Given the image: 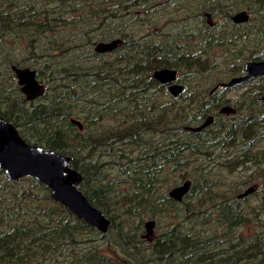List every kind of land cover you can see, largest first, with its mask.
Here are the masks:
<instances>
[{
	"label": "rangeland",
	"instance_id": "374dc122",
	"mask_svg": "<svg viewBox=\"0 0 264 264\" xmlns=\"http://www.w3.org/2000/svg\"><path fill=\"white\" fill-rule=\"evenodd\" d=\"M73 1L51 0V3H68V5H71ZM196 1L128 0L129 4L138 2L143 9L154 14V19L149 25L144 27V21H140L144 27L143 33H145L147 39H150L146 45L150 53L153 52L151 49L154 47V44H157L159 41L163 44L167 43L168 40L171 41L170 34H168V26L177 24L179 28L177 31L179 35L178 41L182 51L179 52L177 50L174 53H184L182 55L183 60L174 64L169 61L160 63L156 59H153L147 63V68L153 71L137 69L134 67L133 62L120 57L125 50L123 47H120L117 52H113L115 51L113 50L109 53H100L104 56L103 60L92 57L88 50L83 51L86 55L80 53L82 52L80 42H83V47L88 49L87 44H89L90 39L99 35L96 31L98 24L94 28L92 26L85 27L84 30L82 21H87L88 17L79 18L81 17V9L88 4L103 2L111 4L116 2L117 5L111 4V6H118V9L122 10L123 2L119 0H77V2L84 3L72 9L63 8L65 9L64 17L59 18L56 23L47 19V16L54 12L56 8L54 5H47V15L43 16L47 19V23L44 32L40 33L47 40L44 37L35 36L39 50L43 53L34 56L35 50L32 48L29 49L30 55L28 56H21L19 51H14L11 58L21 62L28 60V64L37 67L38 77L41 84L47 88L46 95L49 100H41L40 98L36 100L35 105H39V109L45 110L49 114H51L52 107L55 109L57 107L58 109L56 110H58L57 114H59V118L57 119L55 116L54 120L58 123V126H55V122H43L47 117H42L41 119L25 118L31 114L33 107L31 103L23 100L16 81L11 77V71L9 69L5 70L6 58L2 55V52L7 51L9 48L12 49L14 43L24 41L25 44H28L26 42L27 34L21 32L11 35L4 43L0 44V90L4 92L0 95V109L2 113L8 114L18 123L17 127L22 128L19 130L22 138L27 143H37V146L43 147L46 151H54L55 146L52 140L56 132V139L65 147V144L68 143L66 137L74 133L71 130L74 129L77 132L78 138L74 141L75 144L73 143L74 145L69 147L68 151H64V154L66 157H70L72 154L79 153L85 157L88 165L93 164L91 186L97 189L102 188V207L110 212L109 218L113 219V226L108 232L94 229L74 213L61 207L60 204H56L49 197L50 191H48L43 183H39L40 181L33 177H22L14 181L8 177L5 170L0 168V171H4L3 176L0 177V181L5 179L6 183H13L17 188V192L12 196V200L19 207L12 213L10 211L0 215V264H82L84 260L74 263L75 252H78L82 257H84V254L93 256L95 252H99L102 248L104 250L101 253L106 254L107 258L100 254L97 261L98 264H119L118 259L114 257L119 253L118 258L122 257L127 264H223L222 257L226 255H232L235 264H264V188L262 187V185L264 186V103L262 102L259 105L252 100L247 101L251 103V110L259 119V123L256 124L251 133L257 139L258 149L254 148L251 141L247 142L246 147L243 148L237 142L236 145L228 143L227 147L223 148L222 151L217 147L212 149L210 146L219 144L218 142L227 134L228 130L227 127H224V123L213 121L209 126H214L206 134L194 136L204 142L212 140L208 144L199 146L196 149V153L199 154L195 156L192 147H188L187 145L190 140L186 139L190 136V133L186 132L184 128L178 131V134L176 132L180 121L187 116L193 117L197 111V108L190 105L188 101L189 94L185 95L187 87L191 89L193 95L211 94L214 92L213 88L218 78L226 76L229 70H235L236 75L233 79L243 74L241 63L236 62L234 56L230 53L232 51L234 53L238 45L235 42L229 41V36L225 33L231 30L223 29V22H225L223 15H214V20L218 24L217 32H223L224 34L221 47H216L214 42H211L208 47L200 48L205 43L201 37H199L197 42L195 38L192 41L186 39V36L189 35L187 30H189L190 23L193 21H187L190 8L200 10L205 5H211L215 9L222 8L228 10L232 5L231 0ZM96 19L99 20L100 17H96ZM114 19H116V16H114ZM180 19H184L186 20L185 23H188L185 28H180ZM110 22L113 25L116 23L113 18L110 19ZM196 26L198 27L197 23ZM137 28L141 29L140 27ZM55 30L58 32L59 43L57 42L56 45L51 43L50 45L49 42L56 38V34L51 35V32ZM201 31H203L202 28ZM75 35L78 36L76 37ZM69 46L74 48L73 52L70 53L71 51H68L67 54L64 53L65 48ZM176 46L178 47L177 44ZM144 48L140 50L142 56L145 53ZM204 48L205 51H203ZM78 54L82 60H78L76 57ZM191 54L196 55L200 60L204 58L208 59V63L204 60L196 65L185 62L187 59L195 58ZM241 55L238 54L235 57L240 59L242 58ZM138 57L140 56L138 55ZM70 61L74 62L77 68H82L78 73L71 74V76L85 74L87 77L83 82L88 80V83L85 82V85L90 86L89 93H91H82L85 97H81L79 100L80 103L86 102L83 106H80L76 102L73 94L68 93L64 89L67 83L68 87L74 85L75 88V83H73L75 80L63 79V77L58 75L60 68L65 67L64 63ZM143 61L148 62L149 60L148 58H144ZM7 62L9 67L15 64L10 60ZM104 62H108L104 68L106 76L107 74L123 75V85L117 81H112L113 84L111 81H101V83L111 86L109 97L112 96L113 90L119 89V87H121V90L124 88L126 91L135 90L139 86L141 88L144 87L145 81L142 82L140 79L144 78L146 74L151 77L154 74L151 72L159 71L162 67H169L166 70L175 71L177 74L174 83L185 87L184 92L180 95V100L178 103L173 104L176 101L172 98L168 99L166 92L158 88L159 92L155 95L156 104L164 108L159 111L156 110L148 118L149 127L155 128L165 121L175 120V117H178V121L168 124L173 131H169L166 135H163L159 131L161 129H155L152 133L148 132L139 136V138L126 137L123 133L127 129L132 132L135 127L139 125L143 126V124L136 123L135 120L137 119L133 115V118L118 116L116 111L106 108L103 93L92 89L94 81L90 78V75L101 70ZM60 65L61 67H59ZM180 65L187 68L182 67L177 70H171ZM127 69H130L129 78L133 80V83H126L128 80L126 76ZM187 69L192 74H195L190 77L189 83H184L181 80V75ZM140 70L141 72L139 73ZM143 72H145V75ZM79 79L80 77L76 80ZM228 83L229 81L224 82L222 87L225 88V93L228 94L229 100L232 103L238 102L241 97L240 95L250 85H255L256 87L257 84L261 85L262 83L264 89V79L261 77L234 86H228ZM8 90L15 91L16 95L12 97V95L7 93ZM77 90L82 91L80 82L77 84ZM87 94L89 95L88 98ZM124 96V93L117 92L115 99H119L118 102L121 103L122 100L120 99ZM214 96L217 100L220 93L216 94L215 92ZM203 100L204 98L199 99V101ZM48 103L52 107H47ZM127 106L132 110L134 109L133 105ZM137 111L139 115L145 116L142 111ZM211 111L213 113H210V116L221 118L219 110H216V106ZM103 112H106L104 114L106 117L105 120L101 119L102 122H100L97 118ZM167 113L170 114L166 116ZM222 119L225 124L234 126V123L230 124L229 118ZM120 120L123 122L122 126ZM168 125H165V127ZM155 131L159 132L154 133ZM103 133L109 137H117L118 142H120L119 137H122L121 135L123 134L121 144L124 154H128V156L126 160H121L122 162L139 164L146 152H150L148 155L152 154L155 157L149 160L151 162L139 166L141 170L138 174L121 175L120 170L116 171L117 167H119V165H116V158L120 155L117 150H114L111 156H102L100 151L97 152L92 147V145H96L97 139H100ZM169 137H171L170 140H176L178 144H181L178 147L175 146V148L183 150L178 153V167L164 166L161 173H157L162 167L160 161L155 162V159L161 155V152L157 150L165 148ZM214 137L215 139H213ZM249 144H252V146ZM56 145L58 147L57 140ZM31 146L35 147L34 145ZM136 148L140 149L135 150ZM173 149L168 148V150ZM211 150H214L213 156L209 155L208 157L207 153L211 152ZM250 151L251 154L259 153L256 157L257 161L249 159L247 163H242L239 167L232 164L228 167L225 166V159L227 158L225 155L234 159V162H239L242 161V158L237 160V157ZM180 154H182L181 157L179 156ZM169 155L171 156L167 159L177 158L172 154ZM196 157L201 158V160H196ZM208 158L212 161H206ZM98 161H100L99 164L97 163ZM199 163H210V166L205 173L201 174L198 180L193 175L190 166ZM116 175H118L116 178L117 184L109 190L103 181V176L109 179L116 177ZM22 180L26 181L25 186L21 185ZM185 180L193 181V185L189 191L181 200L171 198L170 193L173 191V188L178 187ZM215 187L216 189L219 187V190L226 193L229 205L232 208L225 204L218 210L217 208H213V205H215L213 201L216 199ZM250 187L255 188L256 191L248 196L247 200L242 199L238 201L235 199L234 194L236 191L246 190ZM201 191L202 193L205 192V194L208 193L206 199H200L199 192ZM142 197H144L143 201H141ZM119 199L129 201L131 208L119 211L116 207ZM157 203H163L159 209H156ZM22 205L28 206L26 213ZM183 206V213L176 212L182 209ZM2 208L9 207L4 206ZM141 208L149 210L142 218H148L150 222L155 224L149 240L146 239L148 223L146 224L147 221L140 218ZM233 208H236L234 212L228 214V211ZM28 219H36L37 224L27 221ZM55 224L60 227H54ZM184 234L189 237V241H186L185 244L190 248L191 253H186L185 250L182 251L181 242L184 239ZM172 235L177 236V238L170 239ZM95 237L96 239H94ZM162 237L161 242L166 241L169 245L160 248L158 251L159 248L156 243ZM257 239L258 243L255 241ZM34 240L37 244L32 249V252L29 253L28 248L30 246L28 245L35 242ZM242 240L248 241L243 245L241 243ZM178 250L181 252L177 253ZM108 255L113 256L115 261L111 260ZM206 255H208V258H206Z\"/></svg>",
	"mask_w": 264,
	"mask_h": 264
},
{
	"label": "trees",
	"instance_id": "16d2710c",
	"mask_svg": "<svg viewBox=\"0 0 264 264\" xmlns=\"http://www.w3.org/2000/svg\"><path fill=\"white\" fill-rule=\"evenodd\" d=\"M119 1L124 3L121 7L122 10L118 9V6H115V5H117L116 2L111 3V4H115L113 6H111V4H109V3H104V2L99 3V4H88V5H85L81 9L82 11L80 10L81 11V13H80L81 17H79V18H84V17L89 18V20L87 18V21H82V26L84 27V30H85V27H91L92 26V28H94L98 24V29H96V31L99 34L96 37H93L90 39L89 44H87L88 49L83 47V45H82L83 42H80L79 44L82 48V52H80V53H83V55H86V53L83 51L88 50V51H90V54L92 57L100 58V60H103L104 56L102 54H100L99 52H97V50H96L98 45L100 43H107V42H111L113 40L119 39V40L123 41L122 45H123V48L125 49L123 54L120 55V57H124L127 61L130 60L131 62H133L134 67H136L137 69L150 70L149 68H147V63H149L153 59H156L160 63H162L163 61H169V62L174 63V64L181 62L183 60L182 55H184V53H182V54H175L174 53L177 50L179 52L182 51V48L179 47V45H180V43L178 41L179 35L177 33L179 28L177 27V24H172V25L167 27L168 28V34H170L171 41L168 40V42L165 44H163L161 41H159L157 44H154V47L151 49V51H153V52L150 53V51H148L149 48L146 47V45L149 43L150 39L146 38L147 36L145 35V33H143V29L146 25H149L153 21L154 14L151 12H148V10H146V9H143L142 6L138 2H133V3L129 4L128 0H119ZM194 1H196V0H194ZM217 1H219V0H217ZM0 2H1V4H0V44L4 43L7 40V38L11 35L19 34L21 32H24L25 34H27L26 42L28 44H25L24 41L21 43H14L12 49L9 48L7 51L2 52V55L6 58V60H5V66H6L5 68L6 69L5 70L9 69L10 71L12 70L13 66H17L19 68H30L32 70L37 71V69H36L37 67L34 65L28 64V60L21 62V61L14 59V58H11V56L13 55L12 53L14 51H19L21 56H24V55L28 56V55H30L29 49L33 48L35 50L34 56L41 55L43 52L41 50H39V45L37 43V38H35V36L44 37L40 33L44 32V29H45L46 23H47V19L54 21L56 23L59 18L64 17L65 9H63V8L72 9V8H76V6H78L79 4L84 3V2H77V0H74L72 2L73 4H71V5H68V3L67 4H65V3H63V4L62 3H51V0H0ZM231 3H232V5L230 6V8L228 10H225L222 8L215 9L211 5H205L203 7V10L207 14L212 15V16H214V15H217V16L223 15L224 16L225 22H223V29L226 28V29L231 30V31H227L225 33L228 34L229 41L235 42L238 45V48L236 50H234V53H233V51L230 53L234 57L238 54H242L241 55L242 58L240 60L241 64H243L244 61H248V60L257 61V60L264 59V0H239V1L238 0H231ZM47 5H49V6L54 5L56 9L49 16H47V19H46L43 16L47 15ZM215 5H217V3H215ZM224 5H226V4H224ZM193 9H195V8L189 9V16L187 17V21H189V22L191 20H194L195 18H197V15H198L197 13H194L192 11ZM240 12L249 13L250 16L252 17V19L255 21V24L258 26L254 27L250 30L245 29L244 31H241L239 29V27L235 26L236 24L233 21V17ZM114 16H116V19H114ZM96 17H100V19L98 20V19H96ZM112 18L114 21H116V23L114 25L110 22V19H112ZM141 20L144 21V27L140 23ZM185 21L186 20H184V19H180V22H179L180 28H185L187 26L188 23H185ZM195 26H196V23L194 21H192L190 23L189 30H187L189 35L186 36V39L188 41H192L195 38V40L197 42L199 37H201L203 39V41H205V43L203 45H201L200 48L201 47H208L211 42L212 43L214 42L216 47L222 46L221 45L222 39L224 37L223 32L219 33V34H222V36L220 38L216 37V34H218L217 31H215V32L207 31V32H203V33L197 35L195 33V30H194ZM137 27H140L141 29H138ZM236 31H241V32H236ZM37 34H39V35H37ZM54 34H56V38L49 42L50 45H51V43H53L55 45L57 44V42L59 43L58 32L56 30L54 32H51V35H54ZM75 36L77 37L78 35H75ZM51 37H55V36H51ZM45 40H47V39L45 38ZM176 44L178 45V47L176 46ZM168 46H173V47H168ZM142 48H144V51H145L143 56H142V52L140 51V50H142ZM73 49H74L73 47L69 46V47L65 48L64 53L67 54L68 51H71L70 53H72ZM203 51H205V48ZM132 55H134V56H132ZM138 55L141 58L138 57ZM191 55H193L197 59L189 57L190 59H187L185 62L193 63L194 65H196V64H199L200 62H203V60H204L206 63H208V61H207L208 59L202 58L203 60H200L196 55H194V54H191ZM76 57L78 58V60L79 59L82 60V58L79 54ZM144 58H148L149 61L148 62L143 61ZM8 60L12 61L15 64H13L11 67H9L8 62H7ZM107 63L108 62H104L103 66H101L102 67L101 70L96 71V72L93 71L95 73L90 75V78L94 81V83L92 84V89L96 90V91H100L103 93L104 97L106 98L105 99V107L106 108L112 109L113 111H116V114L118 113V116H123L126 118H133L132 117V115H133L137 119V120H135L136 123H142L143 124V126L139 125L138 127H135L132 132H130L127 129L123 134L129 138H139V136H141L143 134H147L148 132L152 133L155 129H161L159 131H161L163 133V135H166L167 132H169V131H173V130H171L170 125H168V124L175 123L176 121H178V117H175V120L171 119L169 121H165L161 125H159L155 128L149 127L148 118L151 115H153L156 110L159 111L160 109L164 108L163 106H157V104H156L155 95L159 92V89L166 92V97L168 99L172 98L174 101H176V102H173V104L178 103V101L180 99L173 98L172 95L167 91V87L162 85L161 83H159L157 80H155L153 78V74L151 77H149L148 74L145 75L146 71L143 72L145 77L140 79L142 82L145 81L144 87L141 88L139 86L135 90L133 89L131 91H126V90H124V88L121 90V87H119V89L113 90L111 97H107V95H110L111 86L101 83L102 80H107L108 82L111 81V83H112V81H117L121 85H123V79H122L123 75L120 76V75H108L107 74V76H106V73H104V68H105V65ZM64 64H65L66 68L61 67V65H60L59 67H61V68H60L58 75H60V77H63V79H68L70 81L75 80V81H73V83H75V88H74V85H70L68 87V83H67L64 86V89H66V91L68 93L73 94L76 102H78V104L80 106H83V105H85L86 102L85 103L79 102L81 97H85V95L82 93L86 94V93H89V91H90L89 90L90 86L85 85L86 83H88V80L85 81L86 83L83 82V80L87 76L85 74H82V75L77 74V75L71 76V74L78 73L80 70H82V68L81 67L77 68L76 64L74 62L72 63V61L66 62ZM182 67L187 68L186 66L180 65L177 68H172V69L177 70V69H180ZM161 69H169V67H162L159 70H161ZM141 70L139 71V73L141 72ZM150 71H153V70H150ZM68 73H70V74H68ZM129 73H130V69H127L126 76L128 77V80L126 81V83H133V80L131 78H129ZM151 73H153V72H151ZM194 74L195 73L192 74L187 69L184 73H182L181 80L184 83H189L190 77H192ZM235 75L236 74H235L234 69L229 70V72L227 73L226 76H224L223 78H218L217 83L214 86L213 90L219 84L224 83V82L230 80L231 78H234ZM78 77H80V79L76 80V79H78ZM79 82H80V85L82 87L81 92L77 90V84ZM262 86H263L262 83H261V85L257 84L256 87L254 86L251 89V91L248 94H246V96L243 97L245 103H247V101H249L251 99H255V103L259 104L258 97H260L264 92V89ZM117 92H122L125 94V96L120 99V100H122L121 103L118 102L119 99L118 100L115 99ZM216 93H219V92H216ZM8 94L12 95V97H14L16 95V92L11 91ZM186 94H189L188 101H189L190 105L197 108L196 109L197 111L193 117L187 116L186 118L184 117L180 121V124H178V127H177L178 129L176 130L177 134H178V131L182 130L186 126H190L191 128H197L199 126H202L205 123V121L209 117H211L210 113H213L211 111V109L214 106H216V110L217 109L219 110L221 108V105L218 104L215 99H211L210 94H204V95L195 94V95H193V92L191 91V89H188V87H187V92L185 93V95ZM249 94H252V97H249L248 96ZM88 97H89V95L87 94V98ZM200 98H204V100L199 101ZM96 99H97V95H96ZM127 105H133L134 109H136V110H134V109L132 110ZM259 105H261V104H259ZM46 106L52 107L50 105V103H48V105H46ZM251 108L252 107L249 108V106H248V110L241 112L239 114V116L235 119L236 120L235 122H233L232 119H230V124L234 123V126H230V125L225 124V122L222 119L224 117L220 113L219 114L221 115V118H217V117L213 116V117H215L214 122L224 123V127H227L228 130H227V134L221 139V141L218 142L219 144H214L213 146H210V147L212 149H215L217 147L218 149H220V151H222L223 148L227 147L226 145L228 143L231 145H233V144L236 145L237 142H239V145H241L243 148V147H246L247 142L251 141L253 143L254 148L258 149L257 139L254 138V136L251 133H252L253 128L256 127V124L259 123L258 122L259 119L257 118L256 114L252 112ZM56 109H58V108L56 107ZM56 109L54 107H52L51 114H49L47 111L39 109V106H38L35 109H33V111L31 112V114L29 116H26L25 118L41 119L42 117H47L43 122H49V121H51V123L55 122L56 123L55 126H58V123L54 120L55 116L57 118H59V114H57L58 110H56ZM137 110L142 111L145 114V116L139 115ZM104 114H106V112H103L101 115L98 116L97 119L98 120L100 119V122H102L103 119L105 120L106 115H104ZM169 114L170 113H167L166 116H168ZM1 115L8 121L11 118V116H9L8 114H4V115L1 114ZM166 119H168V118H166ZM120 121H121V126H122L123 122H122V120H120ZM165 125H168V126L165 127ZM213 126L214 125L208 126L198 133L190 132V134H189L190 136H188L186 139V140H190L187 145H188V147H192L193 151L195 152L194 153L195 156L199 154V153H196V149L199 148V146L208 144L212 140L209 142H204L201 139H198L194 136L206 134L207 131L209 129H211V127H213ZM71 130H73L74 133H71L69 136L66 137L68 140V143L65 144L66 145L65 147H64V145L59 143V140L56 139V136H55V142L57 140L59 150L64 149V151H68L69 147L73 146L75 144L74 141H76V139L78 138V135L74 129H71ZM159 131H155L154 133H158ZM123 134L121 135L122 137H123ZM56 135H57V133H56ZM122 137H119L120 142H118L117 137H109V136L105 135V133H103L102 137H100V139L96 138L97 139L96 144L99 143L98 146L95 148V145H92V147L95 151H97V152L100 151L102 156L103 155H107V156L110 155L111 156L112 153H114V150H117L118 153H120V155L117 156V158H116V165H119V167H117L116 171L120 170L121 175L138 174L139 171L141 170V169H139V166L145 165L148 162H151L149 160L153 159L155 156L154 155L152 156V154L148 155V153H150V152H148V153L146 152V154L140 160L139 164L122 162L121 160H126V158L128 156V154H124V152H123V148H122V144H121ZM170 138L171 137L168 138V144L165 146V148H163L162 150H160V149L157 150V151L161 152V155H159L157 157V159H155V162L160 161L162 163V167H161V169L158 170L157 173H161L164 166L169 165V166L178 167V163H177V161L179 160L178 159V153L182 152L183 150L179 149V148H175V146L178 147L181 144H178V142L176 140H170ZM213 139H215V137ZM249 145L252 146V144H249ZM168 148H171V149L174 148V149L168 150ZM242 148H241V151H242ZM138 149H140V148H136L135 150H138ZM183 149H185V147H183ZM78 151L81 153H84L83 151H80V150H78ZM157 151H154V152H157ZM213 153H214V150H211V152H208L207 153L208 157H209V155H212ZM169 154H172V155L176 156L177 158L176 159H171V158L167 159V158H169V156H171ZM258 155H259V153L251 154V151L243 153L242 155L237 157V160L242 158V161H239V162H234V159H232L228 155H225V156H227V158L225 159L226 160L225 166L228 167L232 164V165H237V167H239L242 163H247L249 159H252L253 161H257L256 157ZM179 156L181 157L182 154H180ZM70 157L72 158V160H71V163H69V166L74 170H78L83 175V182L84 183H82V185H81V190L83 191L85 196L89 199L91 204L95 208L101 210L106 215V217L111 221V226H110V229H111L113 226V219L109 218L110 212L106 208L102 207V201H103L101 199V197L103 195L102 188L97 189V188H94L93 186H91L93 164L88 165L85 161V157L79 153L72 154V156H70ZM196 160L200 161L201 158L196 157ZM206 161L211 162L212 160H209V158H208V159H206ZM111 162H113V161H111ZM97 163L99 164L100 161H98ZM209 166H210V163H208V164H203V163L192 164L190 166V169H191L193 175L199 180L201 174L205 173V171L208 169ZM136 167H138V168H136ZM201 169H204V170H201ZM3 174H4V171H0V177H2ZM117 176L118 175H116V177H111L109 179L107 177L105 178L103 176V181L105 182V185L109 190L112 188V186L117 184V181H116ZM188 177H190V176H188ZM34 181H36V180H34ZM186 181H191V180H185L182 184H184ZM25 182H26L25 180H22L21 185L25 186L26 185ZM191 182L193 185V181H191ZM211 182H213V181L211 180ZM39 183H42V182H39ZM181 185H179V186H181ZM262 187L264 188L263 185H262ZM143 188L145 189V187H143ZM47 189H48V191H50V196H51V190L48 187H47ZM244 190L245 189L235 192L234 195H235L236 200H238V201L242 200V199H239L238 196L241 193H243ZM215 191H216V199L213 201V203L215 204V205H213V208H217V210H218V209H220V207L223 204H225V205L230 204L226 193L219 190V187H217V189L215 187ZM16 192H17V188L15 187V185L13 183H6L5 179H2L0 181V215L3 213H6V212H10V211L12 213L17 208H19L15 205V202L12 200V196ZM141 194H143V193H141ZM199 194H200V196H199L200 199L201 198L206 199L207 195H208V193L205 194V192L202 193V191L199 192ZM243 199L247 200V197L243 198ZM143 200H144V197H142L141 201H143ZM162 204L163 203H157L156 209H159V207ZM4 206H8L9 208H2ZM22 206L24 208H26V210L28 209V206H25V205H22ZM116 207L119 211L120 210L124 211V210L130 209L131 205L129 204V201H127L126 199H119V201L116 204ZM229 207H231V206L229 205ZM174 209H175V204H174ZM235 209L236 208L229 210L228 214H231L232 212H234ZM140 211H141L140 218L142 220L149 221L148 218H142L143 215L145 213H147L149 210L147 208H141ZM24 212L26 213V211H24ZM176 212L183 213L184 212V206L182 207V209L177 210ZM263 218H264V214H263ZM27 221L32 222L33 224H37L36 219H28ZM146 224H147V222H146ZM54 227H60V226H57L55 224ZM91 231L94 232L92 229H91ZM163 237L159 238L158 239L159 241L156 243V244H158V248H159L158 251L160 250V248H162V247L164 248V247L169 245V243L166 241L161 242ZM172 238H177V236L172 235L170 237V239H172ZM94 239H96V237ZM186 241H189V237L186 234H184V239H182V242H181L182 243V246H181L182 251L185 250L186 253H188V252L191 253V251L189 250L190 248H188L187 244H185ZM247 241L248 240H242L241 243L244 245ZM255 241L258 243V239ZM65 242H66V240H65ZM36 244H37V242L35 241V242L28 245V246H30L28 248L29 253L32 252V249L35 248ZM94 247H95V245H94ZM103 250H104V248H102V250H100L97 253L95 252L93 254V256H90V254H84V257L80 256L78 254V252H75L74 255H76V257H74V259H73L74 263H79L80 260H84V262L82 264H98L97 261L100 257V254L107 258L106 254L101 253ZM105 252H106V250H105ZM178 252H181V251L178 250L177 253ZM119 254L114 256L118 259L119 264H127L126 261L122 257L118 258ZM206 256H207L206 258H208V255H206ZM108 257L111 260L115 261L113 256L108 255ZM222 263L223 264H235V262L233 261L232 255H228V256L226 255L225 257H222Z\"/></svg>",
	"mask_w": 264,
	"mask_h": 264
},
{
	"label": "water",
	"instance_id": "95a60500",
	"mask_svg": "<svg viewBox=\"0 0 264 264\" xmlns=\"http://www.w3.org/2000/svg\"><path fill=\"white\" fill-rule=\"evenodd\" d=\"M248 18L247 13H241L233 20L236 24H240L247 21ZM119 44H121L119 40L110 43H100L97 51L99 53H109L115 50ZM245 71L247 74L245 77L233 79L228 86L239 85L246 81L250 82V80L264 76V61L248 64L245 67ZM16 72L20 78V84L25 86L24 90L29 95L38 97L44 93V88L36 80L33 70ZM176 74L175 71L161 70L155 72L154 78L161 84L167 85L176 81ZM168 90L174 97H179L185 89L174 83ZM262 102H264V97ZM226 115L229 116L231 114L227 113ZM213 121L212 118H209L203 128L212 124ZM188 129L190 131H200V129L194 130L191 127ZM69 163H71L70 158L57 152L45 151L41 147L28 145L18 135L15 128L0 115V168L5 170L8 177L14 181L22 177L35 178L49 187L51 190L50 197L56 203L77 215L92 228L108 232L111 226L109 220L101 210L91 204L80 190L82 176L77 170L72 169ZM191 186L192 183L190 181L185 182L182 186L174 189L170 193V197L181 200ZM255 191V188L250 187L240 195V198L248 197ZM154 227L155 224L152 222L147 224V229L150 233Z\"/></svg>",
	"mask_w": 264,
	"mask_h": 264
},
{
	"label": "flooded vegetation",
	"instance_id": "af4514ba",
	"mask_svg": "<svg viewBox=\"0 0 264 264\" xmlns=\"http://www.w3.org/2000/svg\"><path fill=\"white\" fill-rule=\"evenodd\" d=\"M203 0H201L200 2H202ZM194 13H197L198 15H197V18H195L193 21L195 22V23H197V25H198V27L197 26H195V28H194V30H195V33L197 34V35H199V34H201V33H203V32H207V31H212V32H215V31H217V29H218V24H217V22L214 20V16H211V15H209V14H207L204 10H203V8L202 9H200V10H197V9H193L192 10ZM248 20L247 21H245V22H241L240 24H236L235 26L236 27H239V29L241 30V31H244L245 29H247V30H250V29H252V28H254V27H257L258 25H256L255 24V21L252 19V17L250 16V14L248 13ZM201 28L203 29V31H201ZM222 36V34H216V37L217 38H220ZM120 47H123V45H122V43L121 44H119L118 46H117V48L115 49V51H113V52H117V51H119V49H120ZM238 57H234V59H235V61L236 62H240V60H241V58L240 59H237ZM264 61V59H261V60H257V61H250V60H248V61H244L243 62V64H241V67H242V69H243V74L241 75V76H238V78H241V77H245L247 74H246V71H245V67L248 65V64H251V63H256V62H263ZM23 70H30V69H23ZM16 71H22V70H18V69H12L11 70V77H12V79H14L15 81H16V84H17V86H18V88L20 89V94H21V96L23 97V100H25V102H28V103H31V105H32V110L31 111H33V109H35L36 107H38L39 105H35V102H36V100H38V99H40L41 98V100L42 99H47L48 100V96L46 95L47 94V88L46 87H44L42 84H41V82H40V78L38 77V72H36V71H34L35 72V76H36V80L39 82V84L41 85V86H43V88H44V93L42 94V95H40V96H38V97H33V95H29L25 90H24V85H21L20 84V78H19V76H18V74H17V72ZM154 73V72H153ZM244 75V76H243ZM262 79H264V76H262L261 77ZM232 79V78H231ZM229 81V80H228ZM246 82H248V81H246ZM246 82H244V83H246ZM172 84H170V85H167V88L169 87V86H171ZM255 85H250V86H248V87H246L245 88V90H244V92L240 95L241 97H240V99L238 100V102L236 101V103H232L230 100H229V97H228V94H226L225 93V88H222V87H219V88H215L213 91V93H211L210 94V97H211V99H215L216 100V98H215V96L213 97V95H214V93L215 92H219L220 93V96L218 97V99L216 100V102L218 103V104H220L221 105V108L219 109V113L221 114V115H223V117L224 118H229V119H232V121L233 122H235L236 120V118L239 116V114L241 113V112H243V111H246V110H248V106H249V108L251 107L250 106V104L251 103H249V102H247V103H245V101H244V99H243V97L244 96H246V94H248L250 91H251V89L254 87ZM224 90V91H223ZM11 91L10 90H8L7 91V93H10ZM186 92H187V88H186ZM1 93H4V92H1V90H0V95H1ZM217 94V93H216ZM263 95H264V92H263V94L260 96V97H258V102H259V104H261L262 102H261V98L263 97ZM110 95H107V97H109ZM249 97H252V94H249L248 95ZM32 98V99H31ZM180 98V97H179ZM178 98V99H179ZM0 99H1V96H0ZM106 99V98H105ZM252 101H254L255 102V99H251ZM264 103V102H263ZM16 105V104H15ZM226 107H228V108H231V109H233L234 110V114H231V115H229V116H227L226 115V113H222L221 112V110H223L224 108H226ZM1 114H3L2 113V111H1V109H0V115ZM5 114V113H4ZM3 114V115H4ZM2 116V115H1ZM3 117V116H2ZM4 118V117H3ZM209 118H213V120L215 121V117H213V116H211V117H209ZM208 118V119H209ZM5 119V118H4ZM58 119V118H57ZM207 119V120H208ZM6 120V119H5ZM206 120V121H207ZM11 126H13L14 128H15V130H16V132L18 133V135L22 138V134H21V132H20V128L21 127H17V125H18V123H16V121L13 119V118H10L9 119V121L8 120H6ZM99 121H100V119H99ZM205 121V122H206ZM208 127V126H207ZM188 128H190V126H186V127H184V129L186 130V132H188V133H190V132H193V131H190V129H188ZM206 128V127H205ZM22 129V128H21ZM57 133V132H56ZM56 136V135H55ZM55 136H54V139L52 140L53 142H54V146H55V149H54V152H57V153H59V154H61L62 156H65V154H64V149H63V151L62 150H59L58 149V147H57V145H56V142H55ZM22 140L23 141H25L23 138H22ZM26 142V141H25ZM27 143V142H26ZM28 145H34L35 147H40V146H37V143H33V144H30V143H27ZM98 144L99 143H97L96 145H95V148L98 146ZM41 148H43V147H41ZM44 149V148H43ZM46 151V150H45ZM61 152V153H60ZM68 158H70L71 160H72V158L71 157H68ZM78 171V170H77ZM79 172V171H78ZM80 173V172H79ZM81 174V173H80ZM81 176H82V183H84L83 182V175L81 174ZM82 183H81V185H82ZM80 190H81V186H80ZM82 191V190H81ZM83 192V191H82ZM24 211H26V208H24ZM106 216V215H105ZM107 218V217H106ZM108 219V218H107ZM147 234H146V239L147 240H149L150 239V237H151V233L149 232V230L146 232Z\"/></svg>",
	"mask_w": 264,
	"mask_h": 264
},
{
	"label": "bare ground",
	"instance_id": "6f19581e",
	"mask_svg": "<svg viewBox=\"0 0 264 264\" xmlns=\"http://www.w3.org/2000/svg\"><path fill=\"white\" fill-rule=\"evenodd\" d=\"M241 13H247V12H240V13H238V14H236L233 18H235L237 15H239V14H241ZM248 14V13H247ZM212 16V15H211ZM234 21V20H233ZM117 40H119V39H117ZM117 40H113V41H117ZM113 41H111V42H113ZM119 41H121V43L123 42L122 40H119ZM107 43H110V42H107ZM98 48V47H97ZM96 50H98V49H96ZM98 52V51H97ZM256 63H259V62H256ZM12 69H18V70H23V69H30V68H19V67H17V66H13L12 67ZM30 70H32V69H30ZM161 70H166V69H161ZM171 70H173V69H171ZM34 71H36V70H34ZM158 71V70H157ZM157 71H155V72H157ZM160 71V70H159ZM37 72V71H36ZM155 72H154V74H155ZM154 74H153V78H154ZM155 79V78H154ZM233 79V78H232ZM231 79L229 80V83H228V85L231 83ZM160 83V82H159ZM172 85L174 84V83H171ZM222 84L223 83H221V84H219L218 85V87L217 88H219V87H222ZM162 85H164V84H162ZM167 85H170V84H167ZM167 85H164V86H166L167 87ZM171 85V86H172ZM171 86H169V87H171ZM182 86V85H181ZM169 87L167 88V91L169 92ZM183 87V86H182ZM184 89H185V87H183ZM223 88V87H222ZM185 92H186V90H185ZM170 93V92H169ZM171 94V93H170ZM172 95V94H171ZM172 97L173 98H175V99H178L179 97H174L173 95H172ZM263 97H264V95H263ZM262 97V98H263ZM262 98H261V102H262ZM224 111H223V113H229V114H233L234 113V110L233 109H231V108H228V107H226V108H224L223 109ZM221 112H222V110H221ZM213 119V118H212ZM205 124V123H204ZM204 124L202 125V126H199V127H197V128H193L194 130H196V129H200V131H202L204 128H203V126H204ZM202 128V129H201ZM200 131H193L194 133H198V132H200ZM187 182V181H186ZM191 182V181H190ZM192 183V182H191ZM183 185V184H182ZM181 185V186H182ZM48 187V186H47ZM180 187V186H179ZM49 188V187H48ZM178 188V187H177ZM174 189H176V188H174ZM173 189V190H174ZM247 190V189H246ZM245 190V191H246ZM244 191V192H245ZM243 192V193H244ZM243 193H241L240 195H242ZM240 195L238 196L239 197V199H243V198H246V197H243V198H240ZM109 220V219H108ZM109 222H110V225H111V221L109 220ZM150 222V220L149 221H147V223H149Z\"/></svg>",
	"mask_w": 264,
	"mask_h": 264
}]
</instances>
